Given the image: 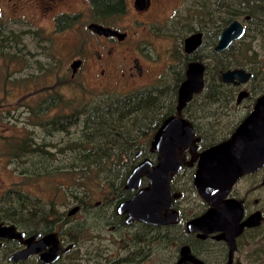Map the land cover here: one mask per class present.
<instances>
[{"label":"rangeland","instance_id":"374dc122","mask_svg":"<svg viewBox=\"0 0 264 264\" xmlns=\"http://www.w3.org/2000/svg\"><path fill=\"white\" fill-rule=\"evenodd\" d=\"M158 1L156 5L159 6L153 14L162 24L172 19L174 13L183 15V5L186 4L184 0ZM203 1L215 2V14L217 10L224 14L234 4L236 11L243 12L242 17L245 11L255 15L254 19L259 21L258 30L264 28L263 0ZM3 3L10 5L4 7L3 11L6 14L11 11L13 31L12 40L8 44L4 43V30L0 29V219L18 220V224L27 228L49 227L53 219L74 203H79L80 210L74 218L67 221V218L61 216L56 224L57 228L64 229L65 238L76 241V247L52 264H174L183 243L189 244L206 264H226L229 255L226 248L229 250V246L223 240L219 241L216 237L214 240L209 236L202 241L196 238L195 232L191 233L186 228V219L205 206L190 183L191 167L183 168L173 178L176 191H183L182 197L176 201L179 216L174 223L134 221L126 224L123 217L114 213L116 200L128 195L124 182L133 165L145 156L152 160L157 158L149 149L147 136L139 135L141 147L146 154L136 157L134 149L128 154L123 152L127 146L120 134L115 135L120 132L127 137L137 136V128L146 126L145 122L155 111L151 102L152 94L139 91L141 97L150 96V103L138 104L116 119L118 127L109 126L99 132L97 128L104 127L106 123L114 124L109 122L120 111L123 96L107 95L105 90H114L115 85L109 83V88L105 89L106 83L104 77L98 75L99 71L87 77L78 75L76 80L69 76L70 57L83 45L81 39L91 37L85 26L55 30L51 21L40 18L36 10L32 15L29 12L31 8L21 7V10L13 12L11 2L4 0ZM76 6L80 7L79 4ZM30 16L37 23L32 24ZM131 16L128 12L124 21ZM147 17L139 18L142 20ZM24 21L26 24H23ZM130 30L137 32L138 47L148 45L150 41L148 51L137 49L130 51V54H138L145 59L146 76L153 71L158 74L171 57L169 50L173 48L172 41L176 37H168L165 31L153 33L141 23L136 27L130 26ZM252 36L251 42L246 39V43L240 44L237 41L233 44L235 49L239 45L244 47V54L242 57L238 55V61L245 66H250L249 59L253 51L256 49L260 53V45L264 44L259 33ZM20 37L24 45H21L23 41L16 40ZM211 42V38L207 37L204 53L209 51ZM41 45H44L42 49ZM85 47H88V42ZM149 57L157 61L152 63ZM173 70H165L169 78L173 77ZM57 78L60 83L54 90L53 81ZM258 81L264 85V76L260 73L256 77ZM209 83L203 92L196 94L187 107L181 110L193 121L202 145L224 137L232 125L245 115L247 109L246 106L216 108L213 101L222 94L220 90L217 93L210 92V80ZM119 85H122L121 82ZM120 91L124 92L125 89L121 88ZM168 95L173 100L174 90L171 93L168 91ZM156 96V103L161 104L163 96ZM56 100L58 109L52 108L53 104L46 108L48 103H55ZM9 108L13 113L12 118L8 116ZM174 109L175 103L168 102L165 109L157 111L162 113ZM52 114L57 117H52ZM39 115L43 116V120L38 119ZM38 120L43 123L42 126L37 123ZM51 121L66 124L59 130L48 132L44 125L49 123L50 126ZM89 131L91 135L88 136ZM96 131L102 136L94 137ZM89 139L96 144L98 140L104 141L99 149L106 150L94 155L88 154L85 156L88 159H85L82 148L92 146L87 142ZM19 141L31 150L26 153L21 150L15 152ZM32 148H38L36 150L40 152ZM254 183H257L255 189ZM238 187L235 194L249 195L246 199L249 207L253 205L262 210L263 219L258 227L247 230L238 238L231 264H264V184H259L258 175H247L238 183ZM6 188L8 190H4ZM110 191L116 196L114 202L104 206L94 205L97 199L108 195ZM253 197L259 199L257 204H253ZM4 205H7L5 210L1 209ZM27 222L32 224L27 225ZM5 262V252L0 251V264ZM27 264L42 263L31 260Z\"/></svg>","mask_w":264,"mask_h":264},{"label":"flooded vegetation","instance_id":"af4514ba","mask_svg":"<svg viewBox=\"0 0 264 264\" xmlns=\"http://www.w3.org/2000/svg\"><path fill=\"white\" fill-rule=\"evenodd\" d=\"M8 1L12 3L11 6L13 8L12 9L13 12H17L21 10L20 9L21 7L31 8L29 9V12L32 15L34 10H36L40 18L51 21V24L55 30H64L73 27L76 28L77 25L85 26L84 28H86V30L89 32L91 37H85L81 39L82 42L81 44L83 45L69 59L70 61L69 76L71 77L72 80L74 79L76 80L78 75H84V77H87L92 73L99 71L98 75L104 77L103 81L106 83L104 85L105 89L109 88V83L115 85L113 86L114 90H110V91L105 90L106 92H108L107 95L118 94L123 97L126 95H131V96L133 95L132 97H140V95L138 94L139 91L152 94L155 111L153 112V114L150 115L149 119L145 122L147 123L146 126L142 128H137L136 130L137 136L135 137H127L126 134L124 133L122 134L119 132L121 139L123 140V142H125L127 146L123 148V152L127 154L128 152H132L134 149L133 152L134 156L136 157L142 155L145 156L146 152L141 147L142 145L140 143V139L138 138L139 135L142 134L144 136H147L149 149L158 158V151L154 150L151 146V139L155 134L157 128L160 126V124L168 115L178 114L186 117L181 110L187 107L188 103L193 100L196 94L203 92V90L210 84L209 80L211 81V88H212L210 89L211 90L210 92L215 93L216 91L217 93V91L220 90L222 94L219 97L217 96V98H215V100L213 101V104L215 103L216 108H220V107L230 108L233 106L247 107L245 115L242 116L234 125H232V127L230 128L231 129L230 132L224 135V137L217 139L215 142L204 145L200 144L201 138H199V136L197 135L193 121L190 118L186 117L193 126V137H192L193 142L189 143L187 146L178 147L182 161L181 167L178 171L171 173V177H170L171 190L172 192L178 193L177 196L173 197V202L171 207L176 211V219L171 222H165L160 224L174 223L178 219L179 210L176 201L178 198L182 197L183 191L182 190L176 191L173 185V178L176 174L180 173L183 168L186 167H191L193 169L190 176V183L196 194L205 202L204 208L201 211L194 213L191 217L203 213L210 206V204L198 192L193 181L194 172L197 168L200 152L203 149L209 147L210 145L216 144L226 138H229L233 133V131L236 129V127L253 110L258 97L264 93V85L260 83V81H258V83L256 82V77L257 75H259V73L264 76V44L260 45V49L262 50L260 53L256 49L253 51V55L249 59L250 66H245L244 64H241L240 61H238V55L242 57V55L244 54V49H243L244 47L242 48V46L239 45L237 50L234 48L233 45L234 42L237 41L240 42V44L243 42L246 43V39L247 42L248 41L251 42L253 41L252 35H255L257 33H259L261 37L264 39V28L262 27V29L258 30L257 26L259 24V21L254 19L255 15L245 11L244 13L246 14H244V16L242 17L241 15L243 14V12L236 11L235 10L236 5L234 4L233 6L230 5L228 11L225 12L224 14H222L221 10H217L215 14L214 1L204 2L203 0H184L186 4L183 5L184 7V10H182L184 11L183 15H181L180 13H174L172 19L167 21V23L162 24L161 22L155 19V16L153 14V11L155 12V8L159 6L156 5L157 3H159L158 0H8ZM3 2L4 0H0V14L2 15V17L0 18V29L4 30V35H5L4 43L10 44L12 40L11 33L13 31V29H11L12 16H11V11L9 12V14H6V11H3L4 7L8 8L10 6L4 4ZM76 4H79L80 7H77ZM262 8L264 9L263 5ZM128 12H130L132 16L128 17L127 20L124 21L126 18L125 19L123 18L127 15ZM138 16L139 17L148 16L149 18L147 17V19L141 20ZM216 16L217 18L215 19ZM234 18L237 19L242 24L243 26L242 33L239 36L231 39L224 47L217 49L216 44L218 43L219 34L221 30L226 24H228V22H230ZM30 21H32L31 22L32 24H34L33 22L37 23L35 19L32 17ZM92 22H96L103 26H107L112 29H115L117 33H109V34L97 33L89 27V24ZM139 23L143 24L144 27H148L151 31H153V33L158 31H165L168 37L170 38H172V36L176 37V39L172 41L173 48L169 50V54L171 57L168 60V62H165L161 70L158 71V74H156V72L153 71L151 74L146 76L147 74L145 68L147 66V63L145 62V59L141 58L140 55L138 54H132V55L130 54V51L132 52L137 49H139L141 52L149 50L148 45H150V41L148 45L142 44L140 47H138L136 41V37L138 36L137 32L134 30H130V26L135 25L136 27ZM23 24H26V21H24ZM38 25L40 24L38 23ZM6 28H8V30ZM21 29L24 28L21 27ZM249 31H251L250 34L251 33L253 34L250 35ZM193 33H200V41L194 47L188 49L186 46L185 39L188 36L192 35ZM20 34H22V31H20ZM210 35L211 37H209ZM207 37L211 38L212 42L210 44L209 51L204 53L203 47ZM18 39L20 41H23L22 37L16 38V40ZM86 42H88V47H85ZM24 44H25L24 41L21 42V45ZM43 47L44 45H41L40 48L42 49ZM149 60H151L152 63L157 61V59H154L153 57L151 58L149 57ZM193 62H197L202 65V72H201L202 83L200 88L192 91L189 99H187L186 101H184L182 105H180L179 103L180 86L187 79L190 63ZM168 68L169 70L171 68H174L173 70L174 75L171 72V76H173L171 78H169L165 73V70ZM238 68L244 71L243 74H240L241 76H245L244 79H241V76H232L231 74L224 75L226 71L238 69ZM55 71L57 73L56 67H55ZM230 76L231 78H229ZM19 78H21V76ZM120 82L122 84L121 86L119 85ZM59 83L60 81L58 80V78L57 80L53 81L54 85L52 87H54L53 88L54 90L55 87L58 86L57 84ZM121 88H124L125 91L124 92L120 91ZM172 89L174 90L173 100L171 95L170 96L168 95V91L171 93ZM6 90L8 91L7 87ZM157 94L163 96V100L161 101V104L156 103ZM168 96L170 97V99L168 98ZM168 102L175 103V109L173 111L170 112L163 111L162 113L157 111V110L165 109V105L168 104ZM55 103L54 102L48 103L46 105V108H48L50 105L53 104L52 108L58 109L57 100ZM121 104L122 105L120 107V111L116 113V115L113 118L111 117L112 123L116 121V119L118 120L120 117H122V114H124V110L128 108L127 102L122 101ZM12 114L13 113L11 111V108H9L8 116L12 118L13 116ZM14 114L17 116L16 113ZM39 117L40 118L38 119L43 120V116L39 115ZM49 117H51V115ZM52 117H57V115L52 114ZM40 120H38L37 123H39L42 126L43 123ZM63 124L66 123L59 121L56 122L51 121L50 126L49 123L48 125H44V126L46 129H48V132H52L54 130H59L60 128H63ZM116 125H118V122H116ZM85 134H87V132H85ZM148 134L150 136L149 138H148ZM89 135H91L90 131L88 132V136ZM92 141L93 140L90 139L87 140V142H90L92 146L90 147L84 146L82 148L84 154L94 155L98 151L106 150L105 148H102V150L99 149L100 145L104 141L100 140L98 144ZM36 149L38 148H32V150L40 152ZM19 150H21L23 153H26V151H30L31 148H26L25 144L19 141L17 143V148L14 151L18 152ZM143 158H141L139 161H141ZM157 158L155 160H152L150 158L149 159L151 160L152 163H155L157 161ZM137 163H135L133 167ZM247 175H252V176L258 175L259 184L260 185L264 184V164H262L261 166H259L254 170L245 171L244 173H242L231 184L229 191L225 196V198H232L236 200L237 203L242 208V214L238 222L242 223L244 220H246V223H243L241 225L242 229L240 233L235 236L233 253L235 251V248L237 247L238 238L247 230L258 227L261 223V220L263 219L262 210H260L257 207H252L253 205L251 206V208L249 207V203L246 201L249 195L244 194L243 196H238L234 192L237 190V188H239L238 183L241 182L242 178H244ZM145 184H147V179L145 174H143L140 186ZM124 185L126 190L128 191V195L126 197L116 200L115 194L112 191H110L108 195H104L102 198L97 199L94 205L104 206V204H107L108 202L111 201L114 202L116 200L117 202L114 207L115 210L114 213L123 217L124 223L131 224L134 221L149 223L138 220L136 218H132L131 220H128L127 213L118 210V204L124 199H127L130 196H132L134 192L137 190L134 188L127 187L126 179ZM256 187H257V183H254L253 188L255 189ZM4 190H8V188ZM258 201L259 199L257 197H253V204H257ZM5 206L7 205L1 206V209L5 210L6 209ZM74 206H76V210L70 212V210ZM167 209L168 208L162 210L163 216L166 215ZM79 210H80V204L74 203L69 208H67V210L64 213L58 215L55 219H53L54 222H51L52 224L49 225V227H43V228H37L33 226L27 228L23 225L18 224V220L0 219V251L5 252V260H6L5 264H27V263H31V260H35L36 262L42 264H52L53 262L56 263L64 254L73 250L77 244L75 240H71V239L68 240L67 238H65L66 237L64 236L65 231L63 232L64 229H59L56 226L57 221L61 220V216H63L62 217L63 219L67 218L68 221V219L74 218V216L79 212ZM256 211L259 212L258 221L256 223L249 224L248 223L249 216H251V214ZM190 218L186 219L185 225ZM30 224L32 223L27 222V225ZM2 226H9V229L8 228L1 229ZM188 231L191 233L195 232L194 235H197L196 238L199 240L204 241L205 239L209 238V236H211V238H213L214 240L216 237L217 240L219 241L223 240L225 242V245L226 244L228 245L227 240L217 237V234L220 232L218 230L217 231L214 230L208 233H205V231L203 230H194V231L188 230ZM17 232L22 233V237L11 235L12 233H17ZM48 232H55L56 237H58V241L60 242V244L63 246V248H66L53 261L45 262L39 257V254L40 252L43 251V249L35 253H30L29 255L24 257H19L20 255L13 256V254H16L18 251L29 249L31 247V244L25 242V240L29 236L37 234V236L34 239L37 240L42 235ZM183 244H187V243H183ZM50 247L51 245H47V248ZM189 248L193 255L200 258L199 255L193 250V248L190 245ZM226 249L229 252L228 248ZM179 256H180V251L178 257ZM178 257L176 258V260L178 259ZM187 262L194 263L192 261L186 260L181 264H185Z\"/></svg>","mask_w":264,"mask_h":264},{"label":"water","instance_id":"95a60500","mask_svg":"<svg viewBox=\"0 0 264 264\" xmlns=\"http://www.w3.org/2000/svg\"><path fill=\"white\" fill-rule=\"evenodd\" d=\"M89 27L97 33H117L115 29L92 22ZM243 31L242 24L232 19L219 34L216 48L224 47L231 39L239 36ZM200 41V33H193L185 39L186 46L191 49ZM202 65L197 62L190 63L188 77L181 84L179 90V103L189 99L192 91L200 88L202 83ZM242 69L228 70L224 75L241 76ZM231 78V76L229 77ZM245 76H241L244 79ZM193 126L184 116L178 114L168 115L151 139V146L158 151L155 163L147 157L139 161L126 178V186L137 189L132 196L118 204V210L127 213L128 220L136 218L141 221L160 224L176 219V211L172 207L173 197L178 193L172 192L170 187L171 173L181 167L179 146H187L192 141ZM264 164V93L258 97L253 110L236 127L229 138L210 145L200 152L197 168L194 172V185L210 206L201 214L191 217L186 226L188 230H203L205 233L220 231L218 238L227 240L229 255L226 264H231L234 239L242 229L244 220H238L242 208L236 200L225 198L231 184L245 171H250ZM145 174L147 184L141 185L142 175ZM168 208L163 216L162 210ZM76 210L74 206L70 212ZM249 224L256 223L259 212L249 216ZM9 229L2 226L1 229ZM11 234V233H10ZM9 235V234H8ZM22 237V233H12ZM10 235V236H11ZM205 235V234H203ZM37 234L29 236L25 242L31 244L29 249L18 251L13 256L24 257L41 249L39 257L45 262L53 261L66 248L58 241L55 232H48L39 239L34 240ZM33 242V243H32ZM47 245H51L47 248ZM189 260L195 264H206L202 259L193 255L188 244L180 248V256L174 264H181Z\"/></svg>","mask_w":264,"mask_h":264},{"label":"trees","instance_id":"16d2710c","mask_svg":"<svg viewBox=\"0 0 264 264\" xmlns=\"http://www.w3.org/2000/svg\"><path fill=\"white\" fill-rule=\"evenodd\" d=\"M133 96V95H132ZM131 95H126V96H124L123 97V101L124 102H127L128 103V108L127 109H125L124 110V113H126V112H128L129 110H131V109H133V107H135V106H137L138 104H145V103H150V96L149 97H147V95H143L142 97L140 96V97H132ZM131 97H132V100H131ZM153 99V98H152ZM151 99V100H152ZM131 100V101H130ZM152 102V104L154 103L153 102V100L151 101ZM122 105V104H121ZM115 107V106H114ZM114 107H112V108H114ZM121 107V106H120ZM113 114V113H112ZM114 120V119H113ZM110 123H112V122H110ZM113 125H115L116 127H118L117 125H116V121H114V124H105V126L103 127V126H101V128L99 127V128H97V130L98 129H100V131L99 132H102V130L103 129H105L106 127H109V126H113ZM99 132H94V134H93V136L94 137H96V135H97V137H99V135L100 136H102V134L100 133V134H98ZM115 135L117 136V135H119V133L118 132H116L115 133ZM98 139V138H97ZM98 142H99V140H98ZM83 154V156L85 157V156H87L86 154H84V153H82ZM85 159H88V157H85Z\"/></svg>","mask_w":264,"mask_h":264}]
</instances>
